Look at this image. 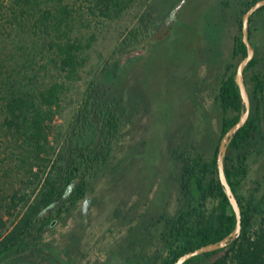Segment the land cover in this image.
<instances>
[{
    "label": "trees",
    "instance_id": "16d2710c",
    "mask_svg": "<svg viewBox=\"0 0 264 264\" xmlns=\"http://www.w3.org/2000/svg\"><path fill=\"white\" fill-rule=\"evenodd\" d=\"M149 1L0 0V264H22L18 259L27 252L36 256L44 233L65 221L79 201L90 200L122 131V102L111 92L106 73L120 68L124 55L156 40L161 24ZM256 1H218L217 27L204 34L208 44L194 58L212 62L211 79L197 81L195 90L210 88L219 133L212 136L211 114L196 106L202 134L187 129L171 152L175 173L169 179L180 195L179 205L172 215L154 219L161 223L165 254L139 252L132 264H173L235 227V212L218 176L217 153L222 136L244 111L235 73L247 54L242 16ZM134 8L136 21L121 31L108 56L94 57L95 35L85 38L80 27L118 20ZM263 11L264 5L249 17L254 56L243 71L249 116L224 157L225 175L241 208V231L227 246L183 264L209 258L207 264H264V200L239 192L248 156L263 138L264 37L255 20ZM59 117L65 118L63 123ZM137 227L131 245L141 246L146 232L152 233L142 222Z\"/></svg>",
    "mask_w": 264,
    "mask_h": 264
},
{
    "label": "rangeland",
    "instance_id": "374dc122",
    "mask_svg": "<svg viewBox=\"0 0 264 264\" xmlns=\"http://www.w3.org/2000/svg\"><path fill=\"white\" fill-rule=\"evenodd\" d=\"M218 1H149L161 24L156 40L124 55L121 67L109 70L105 77L124 111L114 156L88 194L86 212L83 199L65 221L59 220L44 233L42 250L36 256L27 252L18 259L20 263L132 264L139 252L165 254L159 235L161 223L154 221L161 214L172 215L179 205L180 195L169 179L175 173L172 149L187 129L196 130L197 136L202 134L204 124L196 106H203L211 114L210 88L195 90V83L211 79L212 62L196 59L194 53L204 52L208 44L204 34L209 36L212 27H217ZM177 5L180 8L173 17ZM136 14L134 8L118 20L94 21L90 27H80L85 38L95 35L91 48L94 57L108 56L121 31L136 21ZM255 20L258 33L264 37V11ZM64 119L59 117L58 121L63 123ZM207 121L212 136L217 137L216 115L212 113ZM262 136L248 156V173L239 190L241 195H253L258 201L264 200V128ZM210 206L207 204V208ZM140 222L151 229L152 235L146 232L141 246L131 245Z\"/></svg>",
    "mask_w": 264,
    "mask_h": 264
},
{
    "label": "water",
    "instance_id": "95a60500",
    "mask_svg": "<svg viewBox=\"0 0 264 264\" xmlns=\"http://www.w3.org/2000/svg\"><path fill=\"white\" fill-rule=\"evenodd\" d=\"M264 5V0H257L254 2L243 14L242 16V40L247 47V54L242 58V60L238 63L236 73H235V82L239 88L240 96L242 102L244 104V111L240 114L239 119L236 123H234L222 136L217 153V168H218V176L220 182L224 188V191L229 199V202L235 212L236 216V223L234 229L225 237L220 239L217 242L209 243L203 246H200L196 249L190 250L185 252L184 254L180 255L173 264H183L188 259L210 251H214L220 248L227 246L231 241L236 239L241 231V208L239 202L227 181L225 171H224V157L226 154L227 147L236 134V132L245 124L249 112H250V100L249 94L244 82V75L243 71L248 62L254 56V49L252 44L249 41V34H248V25H249V17L261 6ZM180 5H177L175 10L173 11V17L176 15L177 11L179 10ZM89 199L84 200L83 211L86 212L88 208Z\"/></svg>",
    "mask_w": 264,
    "mask_h": 264
}]
</instances>
